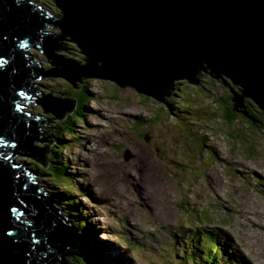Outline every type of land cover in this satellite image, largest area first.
Segmentation results:
<instances>
[{
	"label": "rangeland",
	"instance_id": "374dc122",
	"mask_svg": "<svg viewBox=\"0 0 264 264\" xmlns=\"http://www.w3.org/2000/svg\"><path fill=\"white\" fill-rule=\"evenodd\" d=\"M35 1L60 15L53 2ZM43 31L59 34L57 28ZM61 44L65 49L56 54L85 64L77 46ZM28 53L42 69L50 68L39 51ZM197 77V85L172 81L178 96L170 101L106 79L74 81L79 89L61 77L35 81L55 97L74 98L79 114L85 110L84 123L71 122L70 137L58 135L59 120L49 130L54 145L57 136L65 142V149L53 148L69 163L67 182L59 180L69 191L61 193L58 180L38 170L37 161L18 155L13 160L38 171L65 210L66 197L73 199V220L86 221L91 252L103 264H110L109 257L113 264H192L183 251L208 238L204 254L216 264H264V121L252 120L249 127L243 119L251 118L245 113L249 98L225 76L198 70ZM82 88L88 100H78ZM221 100L232 104L235 121L223 119ZM86 255L66 261L83 264L78 259Z\"/></svg>",
	"mask_w": 264,
	"mask_h": 264
},
{
	"label": "water",
	"instance_id": "95a60500",
	"mask_svg": "<svg viewBox=\"0 0 264 264\" xmlns=\"http://www.w3.org/2000/svg\"><path fill=\"white\" fill-rule=\"evenodd\" d=\"M31 1L43 10L29 0H0V264H59L91 250L39 177L49 194H39L28 166L13 160L45 153L51 123L75 105L36 80L61 77L79 89L74 81L106 79L160 101L174 90L172 81L197 85L200 70L240 86L264 114V0H52L60 15ZM61 40L77 46L85 64L56 54L65 49ZM23 89L35 100L22 99L29 96Z\"/></svg>",
	"mask_w": 264,
	"mask_h": 264
},
{
	"label": "trees",
	"instance_id": "16d2710c",
	"mask_svg": "<svg viewBox=\"0 0 264 264\" xmlns=\"http://www.w3.org/2000/svg\"><path fill=\"white\" fill-rule=\"evenodd\" d=\"M49 1L52 2V0H49ZM49 1H47V2L49 3ZM181 84L182 85H184V84L188 85V81L187 80L181 81ZM181 84L179 83L178 85H181ZM240 90L241 89H239V91ZM228 91H229V94H231L230 89H228ZM234 91L236 92V88L234 89ZM81 92H82L81 96L78 95V100L82 101L83 98H86L88 100L89 95L86 92V90L82 88ZM168 94L169 95L165 96L164 99H169V101L178 96L176 94V92L173 93V91L168 92ZM229 94L227 95V98L230 99ZM230 101H231V99H230ZM221 102L224 105V115H222L223 119L227 123H231V122L235 121L238 115H236V113L232 111V109H231L232 104L229 102L227 103L226 100H221ZM225 103L228 106H225ZM245 103H246V108L249 111V116L251 118H246V117H244V118L242 117V118L244 120H246V122L248 121L249 127H254L253 121H255V120H258L261 122L264 121L263 111L255 104V102H253L249 99L248 101L245 100ZM78 111H79V108L77 110V108L75 109V107H73L71 109V112L63 113L62 116H64V117L61 120L59 119V121H58V125L61 128V131L59 132L58 135L63 136L65 133L70 131V129H72V123H71L72 121H74V123L75 122H80V123L85 122V119L83 117V115H85V110H82V112H80V114ZM202 115L200 117H202ZM207 118H209V117H207ZM188 125H190V124H188ZM60 136H57L59 142L55 143V145L53 144L54 141L52 139H51V141H49L50 145L45 150V153H42V151L41 152H34L33 154L30 155V157H28V159L31 161H40L36 165L37 169L41 170V168H44V171L47 174H49L50 176H52L56 182L58 180L57 184L62 188V183L59 184V180H64L67 182L68 175L66 174V167H67L66 165H68L69 163L65 162L63 160V156L60 155L59 152H55V150H54V148L55 149H57V148L61 149L62 147L64 149L66 148V146L64 145V143H65L64 139H62V137H60ZM70 136H71V132L70 133L68 132V137H70ZM47 153H48V156L45 158L44 155H46ZM61 190H62V191H60L61 193H67L69 191V189L63 190V188ZM65 195H67V194H65ZM66 199H67V202H70V203L66 204V202H65V204H64V207L67 210L65 212V214H67L69 218L73 219V217H75L77 215V212H78V211H74V209H73V208H76V204L74 203L73 199H71L69 197H66ZM57 206L59 208V212L61 213L62 210L59 206V203H57ZM68 209H70V210L68 211ZM73 229L75 231L77 241L81 242L86 248H88V244L91 243V237L87 234L88 232H86V221L79 222L78 224H76V227H74ZM213 241H214V238H213ZM193 244H194V242L191 244L190 248L185 249L183 251V257L184 258H185V256H188L187 259L192 264H216L213 258L207 257L204 254V249H202V247H201L204 244V242H196L195 243L197 246H199L201 248L200 251L197 249H193V247H192ZM88 251H89V249H88ZM68 253H72V250H70V251L68 250ZM202 255L204 256V258ZM197 256H199L200 259H196ZM201 258H203L204 260L202 261ZM83 259H84V262L82 261L83 264H87V263L102 264L99 256L94 255V253L91 252V250L88 252V254L86 256L83 257ZM78 260H80V259H78ZM59 262H61L59 264H65L66 263V257L63 258V260H61Z\"/></svg>",
	"mask_w": 264,
	"mask_h": 264
},
{
	"label": "bare ground",
	"instance_id": "6f19581e",
	"mask_svg": "<svg viewBox=\"0 0 264 264\" xmlns=\"http://www.w3.org/2000/svg\"><path fill=\"white\" fill-rule=\"evenodd\" d=\"M42 5L45 6V7L49 6V4L47 5V4H45V3L42 4ZM54 13H55V12H54ZM57 14H59V13H57ZM44 29H45V28H44ZM86 174H87V173H86ZM143 180H144V179H143ZM146 181H147V180H146ZM261 209H264V207L261 206ZM251 213H252V212H251ZM252 214H253V213H252ZM263 220H264V219H263ZM94 225L97 226V224H94ZM253 226H257V224H253ZM95 228H96V227H95ZM263 230H264V229H263ZM108 246H110V245H108ZM262 255H263V253H262ZM263 257H264V255H263ZM104 258H105V257H104ZM243 259L246 260L244 257H243ZM107 260H108V259H107ZM107 260H106V261H107ZM110 260H112V259L109 257V260H108L109 263H110V264H113V262H111ZM108 261H107V262H108Z\"/></svg>",
	"mask_w": 264,
	"mask_h": 264
},
{
	"label": "clouds",
	"instance_id": "9594fccd",
	"mask_svg": "<svg viewBox=\"0 0 264 264\" xmlns=\"http://www.w3.org/2000/svg\"><path fill=\"white\" fill-rule=\"evenodd\" d=\"M198 74V73H197ZM231 91V90H230ZM235 92V91H234ZM237 93V91L235 92V94ZM147 96V95H146ZM244 98V97H243ZM250 99V98H249ZM251 100V99H250ZM252 101V100H251ZM243 107H245V105L243 106ZM245 113L246 114H248V111H247V108L245 107ZM245 117H247V116H245ZM35 171V170H34ZM208 239H211V238H208ZM216 249H217V251H220V249H218L217 247H216ZM182 256H183V253H182ZM219 256H220V254H219ZM81 261H83L84 262V259L81 257V259H80ZM201 260H202V258H201ZM203 261V260H202ZM101 263L103 264V262H102V259H101Z\"/></svg>",
	"mask_w": 264,
	"mask_h": 264
}]
</instances>
